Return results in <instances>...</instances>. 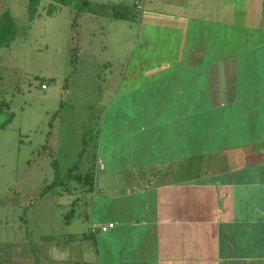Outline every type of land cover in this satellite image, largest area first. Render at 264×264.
<instances>
[{
  "label": "crops",
  "instance_id": "0c3cea01",
  "mask_svg": "<svg viewBox=\"0 0 264 264\" xmlns=\"http://www.w3.org/2000/svg\"><path fill=\"white\" fill-rule=\"evenodd\" d=\"M139 4L140 60L117 97L133 95L139 117L128 132L143 172L125 195L141 208L90 230L116 224L101 235L127 241L124 264H264V0Z\"/></svg>",
  "mask_w": 264,
  "mask_h": 264
},
{
  "label": "rangeland",
  "instance_id": "374dc122",
  "mask_svg": "<svg viewBox=\"0 0 264 264\" xmlns=\"http://www.w3.org/2000/svg\"><path fill=\"white\" fill-rule=\"evenodd\" d=\"M82 1L40 0L32 15L30 0H0V24L10 13L16 25L0 48V124L13 115L0 129V264H124L127 241L92 236L90 224L141 208L140 196L125 195L143 172L128 132L139 117L133 95L117 97L132 92L118 76L140 60L132 29L141 13L134 0ZM115 5L132 21L102 15Z\"/></svg>",
  "mask_w": 264,
  "mask_h": 264
},
{
  "label": "trees",
  "instance_id": "16d2710c",
  "mask_svg": "<svg viewBox=\"0 0 264 264\" xmlns=\"http://www.w3.org/2000/svg\"><path fill=\"white\" fill-rule=\"evenodd\" d=\"M40 0H30V10L31 14H35L37 11V5ZM82 8L89 5L88 0H83L82 1ZM107 11L104 12L102 15L111 17L112 19H121V20H127V21H132L131 15H130V10L125 7H117L114 6L112 9H108L106 6H104ZM81 7L79 8L80 11L82 12L83 9ZM16 39V25L13 17L11 16L10 13H5L1 24H0V48H8L10 45L15 41ZM13 115L11 117L0 124V129H5L7 125L12 121ZM77 203L74 202V206ZM75 215V210L72 209L66 216L67 220H71ZM95 235V234H94Z\"/></svg>",
  "mask_w": 264,
  "mask_h": 264
},
{
  "label": "built area",
  "instance_id": "2783aa9c",
  "mask_svg": "<svg viewBox=\"0 0 264 264\" xmlns=\"http://www.w3.org/2000/svg\"><path fill=\"white\" fill-rule=\"evenodd\" d=\"M137 10L138 11H142L143 10V5L139 4L137 5ZM42 89L43 90H47L48 89V84L47 83H43L41 85ZM116 227V224L114 223H111V224H102V225H99V226H96V227H93L91 229V234H105V233H108L109 231L113 230L114 228Z\"/></svg>",
  "mask_w": 264,
  "mask_h": 264
}]
</instances>
